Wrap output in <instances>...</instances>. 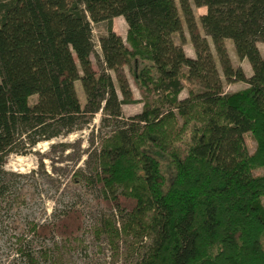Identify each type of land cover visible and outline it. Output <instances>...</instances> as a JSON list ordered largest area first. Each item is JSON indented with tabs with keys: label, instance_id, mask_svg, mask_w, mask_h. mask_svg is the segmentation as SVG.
Instances as JSON below:
<instances>
[{
	"label": "trees",
	"instance_id": "trees-1",
	"mask_svg": "<svg viewBox=\"0 0 264 264\" xmlns=\"http://www.w3.org/2000/svg\"><path fill=\"white\" fill-rule=\"evenodd\" d=\"M115 17L126 23L125 39L112 30ZM98 24L105 33L93 63ZM226 41L248 62L249 77L232 65ZM187 42L194 57L183 50ZM258 44L264 0H0V167L101 111L114 128L95 152L91 183L110 194L98 201L118 217L111 238L150 240L137 264H264V173H254L264 170ZM130 82L142 109L122 120L121 106L134 101ZM232 82L246 88L225 92ZM83 219L69 208L33 225L32 237L10 243L8 264H62L44 245L75 239Z\"/></svg>",
	"mask_w": 264,
	"mask_h": 264
},
{
	"label": "rangeland",
	"instance_id": "rangeland-1",
	"mask_svg": "<svg viewBox=\"0 0 264 264\" xmlns=\"http://www.w3.org/2000/svg\"><path fill=\"white\" fill-rule=\"evenodd\" d=\"M194 13L198 15L202 11L194 8ZM125 26L124 21L115 23V30L122 39L126 36ZM104 33V24L92 26L93 63L98 62L97 56L101 53L98 37ZM184 34L188 39L185 30ZM55 44L68 77L57 39ZM226 48L232 65L239 66L249 77L251 68L248 62L237 59L230 41H226ZM258 48L261 52L264 50L262 44H258ZM183 49L187 56L194 57L189 42L183 45ZM210 49L214 54L211 43ZM218 71L221 75L220 69ZM108 72L115 79L114 73ZM221 78L223 80L222 75ZM74 86L81 105H84L85 96L80 83L75 82ZM130 88L134 101L121 106L122 120L139 114L142 109L141 97L131 82ZM244 88L245 83L232 82L224 86V91L231 93ZM186 96L187 92L183 90L180 98ZM102 118L103 114L99 111L69 134L39 142L24 154L9 155L0 167V184L7 186V191L0 193V264H8L13 258L10 243L15 238L20 235L32 237L30 229L33 225L52 222L69 208L80 210L84 217V227L78 237L71 241L54 237L43 244L54 252L56 258H60L59 255L64 257L62 264H137L145 256L150 245L148 238L140 241L119 232L117 237H110L108 232L113 229L114 223L117 228L120 226L118 217L114 214L113 218L111 212L98 201L110 194H105L91 183L97 168L95 152L101 140L110 136L114 128L110 120L102 122ZM245 139L249 151H253L254 141L246 135ZM254 173L261 175L264 170L258 169ZM35 243L38 244V241Z\"/></svg>",
	"mask_w": 264,
	"mask_h": 264
},
{
	"label": "crops",
	"instance_id": "crops-1",
	"mask_svg": "<svg viewBox=\"0 0 264 264\" xmlns=\"http://www.w3.org/2000/svg\"><path fill=\"white\" fill-rule=\"evenodd\" d=\"M198 9L202 11V13H201V14H198V15H202V14L205 13V10H206V9H205L204 7H201V8H198ZM119 21H124V20H123L122 17H115V18L112 19V30H113L117 35H119V36L121 37V34L117 33L116 30H115V23H116V22H119ZM113 25H114V27H113ZM125 31L127 32V26H125ZM126 32H125V35H126ZM183 50H184V49H183ZM189 56L192 57L191 55H189ZM249 76H250V75H249Z\"/></svg>",
	"mask_w": 264,
	"mask_h": 264
},
{
	"label": "built area",
	"instance_id": "built-area-1",
	"mask_svg": "<svg viewBox=\"0 0 264 264\" xmlns=\"http://www.w3.org/2000/svg\"><path fill=\"white\" fill-rule=\"evenodd\" d=\"M99 46V45H98Z\"/></svg>",
	"mask_w": 264,
	"mask_h": 264
}]
</instances>
